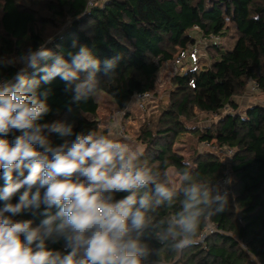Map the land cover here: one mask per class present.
Here are the masks:
<instances>
[{"label":"trees","instance_id":"obj_1","mask_svg":"<svg viewBox=\"0 0 264 264\" xmlns=\"http://www.w3.org/2000/svg\"><path fill=\"white\" fill-rule=\"evenodd\" d=\"M230 26L236 36L233 48L223 51L219 44L212 46L208 48L213 51L211 59H218L210 60L197 73L175 74L170 79L167 106L154 123L141 126L138 136L144 148L142 159L150 166L162 172L173 169L177 175L190 166L195 177L211 185L224 177L225 165L219 157L212 153L198 155L192 168L173 152L174 142L190 132L200 143L231 149L229 173L233 185L227 191L216 189L220 195L227 193V211L204 220L197 242L179 251L146 231L141 242L150 252L144 264H264V106L251 105L240 114L234 100L244 95L250 84L264 100V0H0V81L14 82L15 74L24 67L19 65V57L29 49L44 45L70 62V52L87 46L101 61L96 74L100 82L97 93L108 96L117 111H124L136 95L155 91L161 66L170 63L178 49L193 44L197 35L221 41ZM44 27L60 31L48 39ZM192 32L197 35L192 37ZM114 57L119 60L115 76L108 81L103 62ZM50 63L41 61V66ZM26 75L39 79L42 73L29 68ZM84 75L81 73V79ZM45 91L50 111L38 123L70 124L74 133L70 137L51 133L53 147L74 139L75 133L97 131L99 106L95 97L75 102L60 77L42 83L39 92ZM40 98L45 99L43 95ZM225 109L230 113L215 126L203 130L186 127L195 120V112L214 116ZM20 134L14 131L7 138L11 141ZM4 186L0 170V189ZM23 191L13 196V204ZM125 195L118 193L115 199ZM3 206L4 201H0V208ZM43 210V205L35 214L25 210L13 219L32 220L36 227L45 219L40 214ZM175 210L161 207L157 218ZM51 211L55 214L57 209ZM207 228L213 231L203 236ZM46 246L62 254L71 250L63 239L47 240Z\"/></svg>","mask_w":264,"mask_h":264},{"label":"clouds","instance_id":"obj_2","mask_svg":"<svg viewBox=\"0 0 264 264\" xmlns=\"http://www.w3.org/2000/svg\"><path fill=\"white\" fill-rule=\"evenodd\" d=\"M68 55L70 62L44 45L29 49L19 57L24 67L14 82L0 81V170L5 180L0 189V264H144L150 252L141 242L146 231L175 251L195 244L202 222L227 211L228 196L195 177L190 166L178 173L177 187L166 171L142 159L141 148L113 138L110 131L79 132L70 141L51 145V133H74L70 124L38 123L50 111L47 91L39 92L41 84L60 77L75 102L95 97L100 89L96 74L101 61L92 50L81 46ZM118 60L103 62L108 81ZM29 68L42 73L39 79L27 77ZM14 131L21 134L10 141ZM118 193L126 195L117 200ZM42 205L45 219L39 226L13 219L29 209L35 214ZM161 207L176 210L157 218ZM59 239L71 249L67 254L47 248V240Z\"/></svg>","mask_w":264,"mask_h":264},{"label":"rangeland","instance_id":"obj_3","mask_svg":"<svg viewBox=\"0 0 264 264\" xmlns=\"http://www.w3.org/2000/svg\"><path fill=\"white\" fill-rule=\"evenodd\" d=\"M59 29L60 28L52 30V28L48 29V27H44L43 32L45 33L46 38L51 39L56 34H58V32L60 31ZM190 35L192 37H195L197 34L195 32H192ZM196 37L198 39L200 36L197 35ZM235 37V32L232 26H230L227 35L222 38L220 42H218L221 48L220 50H231L235 43ZM207 49L208 48L203 49L201 47L199 50L200 55L202 56L200 59V68L208 65L210 60L218 59L217 56H214L211 59L213 51ZM176 56L177 53H175L174 57ZM19 63L20 66H24L23 63ZM186 64L185 67L188 66ZM174 75L175 70L173 61H171L170 63H165L161 66L156 80V88L152 93V101L146 104L144 110L140 108L139 102L133 98L129 106L124 111H117L112 103V100L108 96L103 93H97L95 96V99L99 106L96 115L97 132L108 134L110 131L113 138L121 141L126 140L127 142L143 150V146L138 142L140 128L141 126L146 125V123L148 122L154 123L160 112L167 106L168 94L171 90L170 79ZM252 86L253 85L250 84L247 92H245L244 95L236 97L234 99L236 104L238 105L237 112H239L240 114L248 106L256 104L264 106L263 97L259 93H251L249 91ZM228 113H230V109H226L221 114L214 116H206L195 112V120L187 123L186 127L189 129L196 128L199 130H203L205 128L217 125L220 118ZM172 150L175 154L181 156L185 162H188L191 167L192 161L198 155L204 156L206 154L212 153L218 156L225 165L224 177L222 179L226 180L229 184V186L224 188V190L222 191H227L228 188L230 189L232 187L233 180L229 173L231 157L226 155L225 151L217 149L213 144L200 143L198 141V136L196 134L192 135L190 132L182 134L174 142ZM167 173L172 179L177 180V187H179L178 175L176 174V172L173 169H169ZM229 178H231L230 181ZM209 230H211V228H207V230H205L203 233L206 232V234H209ZM202 240L203 238H200L199 243H201Z\"/></svg>","mask_w":264,"mask_h":264},{"label":"built area","instance_id":"obj_4","mask_svg":"<svg viewBox=\"0 0 264 264\" xmlns=\"http://www.w3.org/2000/svg\"><path fill=\"white\" fill-rule=\"evenodd\" d=\"M91 3H89V5H91ZM194 30H196V28H194ZM218 42H220V40L217 37H210L207 39L200 36L196 41H194L193 44L188 45L186 49H178L176 52L177 56L174 57L172 60L175 74H183L185 71H188L190 73H197L201 69L200 59L202 56L200 55L199 52L200 48L201 47L203 49L211 48L212 46L218 45ZM185 64L188 66L185 67ZM189 84L192 86L193 82L190 81ZM249 91L251 93L258 92L256 86L254 85L252 86V88L249 89ZM151 98H152V93L136 95L134 97V99L139 102L140 108L143 110L145 109L146 104L152 101ZM223 151H225L226 155L230 157L233 155V151L231 149L226 148ZM215 186L216 189L220 191L228 187L229 184L227 183L226 180L221 179L218 182H216ZM212 231L213 229L211 228V230H209L208 233H212ZM204 235H206V232L203 234V236Z\"/></svg>","mask_w":264,"mask_h":264}]
</instances>
